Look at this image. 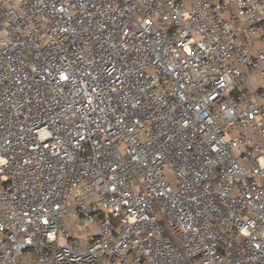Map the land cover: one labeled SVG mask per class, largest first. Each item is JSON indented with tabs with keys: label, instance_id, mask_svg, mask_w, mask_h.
I'll use <instances>...</instances> for the list:
<instances>
[{
	"label": "built area",
	"instance_id": "obj_1",
	"mask_svg": "<svg viewBox=\"0 0 264 264\" xmlns=\"http://www.w3.org/2000/svg\"><path fill=\"white\" fill-rule=\"evenodd\" d=\"M0 264H264V0H0Z\"/></svg>",
	"mask_w": 264,
	"mask_h": 264
}]
</instances>
